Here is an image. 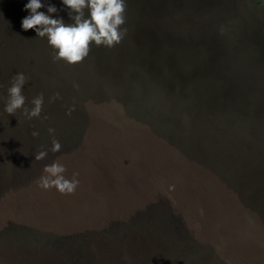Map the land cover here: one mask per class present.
Returning a JSON list of instances; mask_svg holds the SVG:
<instances>
[{
    "label": "rangeland",
    "instance_id": "rangeland-1",
    "mask_svg": "<svg viewBox=\"0 0 264 264\" xmlns=\"http://www.w3.org/2000/svg\"><path fill=\"white\" fill-rule=\"evenodd\" d=\"M179 39L139 49L143 74L103 67L119 92H94L89 65L77 64L90 93L79 108L77 85L48 80L49 65L24 73V107L41 95L43 106L22 123L0 111V264H264V182L250 171L264 168V113L251 106L263 83L248 94V58L236 66L196 37ZM54 162L79 180L74 193L39 186Z\"/></svg>",
    "mask_w": 264,
    "mask_h": 264
},
{
    "label": "water",
    "instance_id": "water-1",
    "mask_svg": "<svg viewBox=\"0 0 264 264\" xmlns=\"http://www.w3.org/2000/svg\"><path fill=\"white\" fill-rule=\"evenodd\" d=\"M41 2L45 4V7L38 11H43L47 14V6L49 4L54 5L58 11L52 14V18H62L66 24L72 23L69 17V9L63 5L62 0H41ZM26 3H28V0H0V83L2 84L3 81L4 85H6V81L10 83L8 87L0 86V111L4 112V122L6 120H13L15 123H22L23 113L16 116V111L14 115H9L5 110L9 100L8 90L14 83L13 77L16 76L15 74L19 70H24L23 73H27L28 79L31 80V76H34L31 73H34V69H38L35 68L37 66L36 62L44 63L45 69L49 65L54 71L50 69L47 71L48 80L51 78L55 79L59 81V84H62L66 77L67 82L73 83L77 85L75 87L82 89H85L82 85L86 87L88 86L87 83H90L89 86L94 92L98 90V85L114 88L119 92V88H115L114 86L119 87L120 83L113 77L112 69H103V67L115 64L120 71L127 70L126 72L129 71L133 77L136 72L142 73L139 70L140 66L137 63L139 61L136 57L139 49L144 47L154 49L162 44H166L169 47L179 46L182 43L179 37L185 39L184 41H191L196 37L200 43H208L216 49L217 57L221 56L223 62L228 59L233 60L235 65L238 66L242 60L237 59L239 56L237 51L232 53L225 49L229 42L225 41L224 37L216 30V24H218L216 20L225 17L231 11L232 6L230 4L232 2L230 0H126V22L122 26L127 30L126 34L119 44L111 48L96 46L95 44L91 46L88 56L80 62L81 64L86 62L93 72L87 74L89 77L85 84V79L81 76L77 77L74 71L79 63L69 64L62 59H55V50L47 43L46 37H38L32 29L27 31L22 29L21 21L29 15V12L24 9ZM168 30L170 32H183L185 36L183 38L171 33L163 34ZM251 39L254 40L257 48L256 52L252 55L254 61L250 60L248 62L254 68L251 73L246 72L248 75L247 81H249L248 94L251 93L252 87L256 86L255 84L257 83L255 82H262L264 87V37L254 36ZM206 48H209L208 45ZM25 50L32 52L31 57L33 58L28 59V61L24 58ZM44 50H47L49 54L47 58L42 59L40 53ZM239 69L238 67L236 71L240 78H242L244 71H240ZM115 72L118 71L115 70ZM257 72L259 74H256ZM78 74L80 73L78 72ZM151 74L156 73L153 72ZM47 78L45 79L47 80ZM157 82L155 80V90L159 91V88H161L162 91L166 83ZM57 87L60 88L61 86ZM26 91L27 85L23 86V95ZM250 97L252 98V96ZM251 106L254 115H258L257 113L261 109L262 113H264V99L261 101L260 98H253ZM235 148L233 149L234 151L236 150ZM232 154L237 159L242 160V157L238 156V150ZM217 155H221L222 158L220 151ZM248 156L252 157V160L256 158V156H251V154ZM250 171H253L257 180L264 182V168H253ZM260 174L263 178L260 177Z\"/></svg>",
    "mask_w": 264,
    "mask_h": 264
},
{
    "label": "clouds",
    "instance_id": "clouds-1",
    "mask_svg": "<svg viewBox=\"0 0 264 264\" xmlns=\"http://www.w3.org/2000/svg\"><path fill=\"white\" fill-rule=\"evenodd\" d=\"M69 9L72 23H65L62 18H52L57 8L49 4L47 14L38 11L45 7L41 0H28L24 9L29 15L21 21V27L27 31L32 29L41 38H47V43L55 50V59H62L69 64L82 62L91 51V46L113 47L119 44L126 34L122 26L126 22V0H62ZM74 13V15H73ZM27 78L23 73L17 74L14 83L9 88V100L6 112L14 115L18 109H24L29 119L38 117L42 111L43 96L32 101L31 110L25 108V96L22 89ZM74 108H70V115ZM50 134L54 129L48 130ZM37 136V132L32 133ZM62 145L52 139V152H58ZM47 151H40L36 160L45 159ZM45 175L41 176L39 186L43 189L55 188L62 194H72L79 185L78 179H68L64 175L66 168L60 163H52L44 167Z\"/></svg>",
    "mask_w": 264,
    "mask_h": 264
},
{
    "label": "trees",
    "instance_id": "trees-1",
    "mask_svg": "<svg viewBox=\"0 0 264 264\" xmlns=\"http://www.w3.org/2000/svg\"><path fill=\"white\" fill-rule=\"evenodd\" d=\"M230 2H232V4H230V6H232L231 11L225 17L216 20L218 22V24H216V30L224 37L225 41L229 42V44L226 45L227 47L223 45L225 49L232 53L235 51L238 52V60H246V58H248L254 61L252 55L256 52L257 46L251 37H264V0H230ZM237 45L238 47H236ZM17 72L18 73L15 75L23 73L24 70H19ZM249 72L251 73V70H249ZM256 74L259 73L257 72ZM14 78L15 77H13V79ZM74 88V92L76 93L74 99H77L79 108L82 102H89L87 94L90 93L80 87ZM111 101L114 102L113 100ZM18 111L20 112L18 115L15 114L16 116L24 113V109H18L17 112ZM5 122L10 123V120H6Z\"/></svg>",
    "mask_w": 264,
    "mask_h": 264
}]
</instances>
